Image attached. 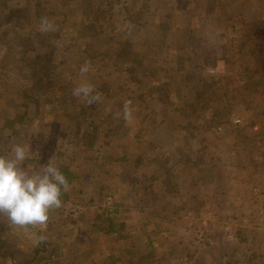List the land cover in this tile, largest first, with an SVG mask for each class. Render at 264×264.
<instances>
[{"label":"rangeland","instance_id":"rangeland-1","mask_svg":"<svg viewBox=\"0 0 264 264\" xmlns=\"http://www.w3.org/2000/svg\"><path fill=\"white\" fill-rule=\"evenodd\" d=\"M32 137L26 165L77 178L46 229L0 216V264H264V0H0V155ZM117 176L131 209L107 216Z\"/></svg>","mask_w":264,"mask_h":264},{"label":"clouds","instance_id":"clouds-1","mask_svg":"<svg viewBox=\"0 0 264 264\" xmlns=\"http://www.w3.org/2000/svg\"><path fill=\"white\" fill-rule=\"evenodd\" d=\"M39 30L55 32V24L41 17ZM91 70L90 62L79 68L83 76ZM89 105L100 99L94 94L92 85L82 83L72 91ZM131 101L123 104L122 116L126 121L133 118ZM30 145L15 144L7 155H0V216L22 229L39 227L46 229L50 213L62 207V192L70 190V185L59 167L51 162L33 167L26 165L30 158Z\"/></svg>","mask_w":264,"mask_h":264},{"label":"crops","instance_id":"crops-1","mask_svg":"<svg viewBox=\"0 0 264 264\" xmlns=\"http://www.w3.org/2000/svg\"><path fill=\"white\" fill-rule=\"evenodd\" d=\"M95 139L98 140V136L95 135L94 136ZM33 138V139H32ZM32 138H29L28 139V145H30V148H34V151L32 152V156H36L35 154V151H36V141L34 140V137ZM108 139V138H107ZM107 139H105V142H102V143H99L98 146L100 147H104L105 143H107ZM34 140V141H33ZM144 142V141H142ZM153 142V141H152ZM151 142V143H152ZM180 148V151H178L179 155H181L182 151H183V148L181 147V145L178 143V149ZM101 152H104L105 150H100ZM191 153V151H189ZM146 154V153H145ZM159 153L157 155H155V150L151 152L150 155L147 156V160H154L155 157H158ZM205 158H206V155H204ZM179 157V156H178ZM132 158V157H130ZM135 158L138 160V156H135ZM159 158V157H158ZM123 159V158H121ZM30 161H33L34 163H36L33 159H30ZM162 162V160H160ZM137 161H135L134 163H136ZM157 164H159V161H156ZM190 164H193V163H190ZM195 176H196V173L195 171H193V169L190 167V172H189V177H188V180L186 181V179H179L180 180V184L182 182V185H181V191H180V195L181 194H184V196L186 195L187 199H188V207L189 208H192V207H195V203H196V195H197V192H198V188L196 187V180H197V177H196V180H195ZM77 178V177H76ZM176 179V177H174ZM177 181V180H176ZM152 181H150L149 184H151ZM162 181L161 180H158V183H157V186L159 188H163V183H161ZM188 183V185H187ZM112 184L113 185H116L114 188L111 187V189L113 188V194L115 195L116 197V200L114 202V208L110 209V211H120L121 213H126L128 210L131 209V207H129V204L127 202L130 201V197L132 196L133 197V194L134 192L132 191V188L131 186L129 187H126L128 186V182L127 180H124L120 177V176H117V178H115L113 181H112ZM188 186V187H187ZM100 188H103L101 185L99 186ZM122 187H124V189H122ZM188 188V189H187ZM188 191V192H187ZM152 193V192H151ZM154 198H155V202L156 203H161L162 200H163V196L161 195V193H152ZM113 196V195H112ZM182 196L179 197V198H176L177 200H181ZM112 207V205H111ZM82 210V209H81ZM109 210V208H108ZM99 211V210H98ZM134 211V209H133ZM149 213H154V210L153 211H150ZM99 218H100V214H98ZM2 219L4 217H1ZM100 225H98V229L97 232L99 233V235L101 234V232L103 233V231L101 230V228H99ZM128 234H130V231L127 232ZM104 235H108V234H105L103 233ZM54 235H58V234H54ZM111 237H115L114 233L112 232ZM54 240V239H53ZM51 244H54V243H51ZM72 249H61L59 254L62 256L63 259H65V261L68 263V264H71L72 262V257L71 256H67V254H70L69 252L72 251ZM51 254V253H50ZM67 256V257H66Z\"/></svg>","mask_w":264,"mask_h":264},{"label":"trees","instance_id":"trees-1","mask_svg":"<svg viewBox=\"0 0 264 264\" xmlns=\"http://www.w3.org/2000/svg\"><path fill=\"white\" fill-rule=\"evenodd\" d=\"M59 170L65 175V177L67 178V180L69 182V185L71 186L74 183V181H75V179L77 177L76 173H74L73 171H71L70 169H68L65 166H59ZM66 198H67V193L66 192H62L61 199H66ZM105 206H106L105 208L108 209V207H107L106 204H105ZM109 214H110V211L108 210L106 212V215L108 216ZM99 228H101V230L105 234H111V232H113L114 230H116L111 221L109 223V228L108 229H105L103 227H99ZM113 233H116V232H113ZM116 236H118V233H116Z\"/></svg>","mask_w":264,"mask_h":264},{"label":"built area","instance_id":"built-area-1","mask_svg":"<svg viewBox=\"0 0 264 264\" xmlns=\"http://www.w3.org/2000/svg\"><path fill=\"white\" fill-rule=\"evenodd\" d=\"M253 190H254V192L257 194L256 188H254ZM253 195H254V194H253ZM254 196H255V195H254ZM255 197H256V196H255ZM106 200H107V201H105V202H106L107 207L109 208V210L112 209V207H111V205H112V200H111V198L109 197V198L106 199ZM80 212H81V209H80V207L77 206V205L69 204V205L65 206V213L68 214V215H70V216L77 217V216H79ZM260 212L263 213V209H262V208L260 209ZM114 235L116 236V233H114Z\"/></svg>","mask_w":264,"mask_h":264}]
</instances>
